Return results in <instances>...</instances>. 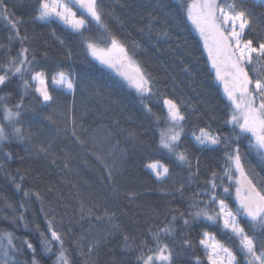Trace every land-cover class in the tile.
<instances>
[{"label": "trees", "instance_id": "1", "mask_svg": "<svg viewBox=\"0 0 264 264\" xmlns=\"http://www.w3.org/2000/svg\"><path fill=\"white\" fill-rule=\"evenodd\" d=\"M4 3L10 10V18L22 21L17 26L20 35L28 37L24 46L36 52V70H45L49 77L56 71L70 70L76 89L74 94L60 90L49 79L55 103L44 106L37 93L24 91L19 75L12 77L7 87L0 88V96L5 97L3 103L10 107L23 97L24 110L17 126L31 137L20 140L9 135V140L0 144V230L26 237L36 248L39 264H56L58 256V244H53L52 252L48 253L40 244V232L48 234V220L64 234L70 264H138L141 242L154 248L150 233L158 232L176 215L174 232L167 237L161 235L162 241L174 249L173 264H198V261L209 264L199 244L204 231L214 233L218 241L233 251L240 264H245V257L237 248L238 241L209 222L191 220L187 215L194 210L191 207L194 199H207L196 194L207 187L205 181L211 173L223 175L226 166L224 147L201 148L191 138V132L210 125L222 136L233 135L232 126L224 123L230 118V103L200 37L186 16L188 0H103L110 13L104 17L108 32L92 22L90 31L85 33L99 48L110 47L107 36L109 32L115 35L132 61L122 71L133 76L129 68L139 67L159 81V90L153 89L156 95L143 98L120 72L99 64L79 35L59 21H36L35 0H4ZM243 6L252 14L254 32L249 35L253 39L264 38V2L243 0ZM149 13L156 17L155 21L150 22ZM165 31L167 37L161 35ZM10 35L12 29L0 18V45L4 46L0 47V64H6L8 57L16 56L22 47L19 40L10 41ZM24 78L30 79L28 75ZM162 98L185 102L181 150L192 161L191 168L160 146V129L167 126ZM142 99L152 112L145 109ZM72 119L77 124V135L87 141L85 145L70 135ZM0 123L11 133V127L3 120L2 108ZM241 153L249 179L264 193V156L248 146L247 139L241 143ZM154 161L169 168L167 179L157 180L147 167ZM105 165L114 173L112 181ZM16 184L21 188L17 189ZM181 185L183 189L179 190ZM223 185L232 190V195H221L220 188L217 194L235 211V186L227 178ZM25 191L30 194L25 196ZM129 193L135 199H130ZM179 212L190 219L189 225L183 224ZM21 214L27 228L18 219L14 221ZM239 219L250 236L256 231L258 238L264 239V233L254 230L247 218ZM124 236L130 238L127 243L134 245L132 250L125 247ZM185 239L191 241L192 247L184 245ZM96 241L99 244L89 253L88 248ZM13 242L20 251H10L9 255L17 264H32L31 249L19 241ZM77 242L84 255H80Z\"/></svg>", "mask_w": 264, "mask_h": 264}, {"label": "snow or ice", "instance_id": "2", "mask_svg": "<svg viewBox=\"0 0 264 264\" xmlns=\"http://www.w3.org/2000/svg\"><path fill=\"white\" fill-rule=\"evenodd\" d=\"M35 11L34 19L36 21L44 23L59 21L70 31L79 35L90 54L125 76L142 98L156 95L153 89L159 90V81L152 77L151 73L141 71L139 67H137L134 77L121 71L126 63L131 64L132 61L127 49L115 35L109 32L107 42L110 47L108 48H99L96 43L92 42V37L85 36V33L90 31L92 22L108 32L104 17L110 13L106 10L103 0H35ZM77 12L80 13L79 16ZM185 13L203 38L204 47L216 70V77L223 83L224 91L231 102L230 118L224 123L231 125L233 130L232 136H222L212 130L209 125L196 127L191 132V138L201 148L210 150L213 146L224 147L226 149L224 153L226 166L223 175H218L216 172L211 173L209 179L205 181L207 187L201 193L196 194L207 196V199H194L191 205L194 210L187 215L191 220L203 219L209 222L210 226L218 227L230 239L234 238L238 241L237 248L244 255L245 264H264V239L258 238L256 231H253V235L250 236L241 226L239 219L247 218L254 230L264 233V193L257 189L252 179H249L245 171L246 160L241 153V143L245 139L248 141V146L257 145L260 149H264V38L253 39L249 35L254 32L252 14L243 6V0L239 3L236 0H232V2L229 0H191L186 4ZM0 18L7 21L12 29L13 35L9 36V40L17 39L22 45L16 56H9L6 64H0V88L7 87L12 77L19 75L23 81L24 91L32 90L37 93L41 105L47 106L55 103V98L48 87L49 79L60 90L67 89L74 94L76 83L70 70L56 71L50 77L45 70H36L34 67L38 63L36 52L24 46L28 37L21 36L17 26L22 21L10 18V10L4 0H0ZM149 20L150 22L155 21L156 17L149 13ZM161 35L167 37L168 33L165 31ZM61 43H63L62 40ZM0 47L4 46L0 45ZM114 54L117 55L114 56ZM44 55L46 56L47 53ZM25 75H28L30 79H25ZM4 100L5 97L0 96L3 120L11 127V133L6 131L4 123H0V144L8 141L9 135L20 140L31 139L30 136H26L22 127L17 126L20 124L21 114L24 110L23 97L11 107L3 103ZM142 103L148 112H152L151 106L143 99ZM162 104L166 106L168 126L160 129V146L173 155L176 160L191 168L192 161L186 151L181 150V135L184 132L182 122L186 120L182 110L185 108V102L180 100L178 103L177 99L162 98ZM69 111L71 112V109ZM157 120H159V116H157ZM69 131L72 138L79 144L87 143L77 135L75 119L71 120ZM40 150L46 151L43 148ZM6 156L10 157L11 153H6ZM147 167L152 170L157 180L163 181L169 176V168L160 161H154ZM105 171L108 179L112 181L114 177L112 169L105 165ZM225 178L235 186V211L226 202V199L221 198V195L225 197L232 195V190L223 185ZM13 179L15 180V177ZM20 179L23 180L24 177L21 176ZM217 180H220L221 183L217 184ZM16 188L20 189L21 185L16 184ZM218 188L222 189L221 195L217 194ZM182 189L183 185L179 190ZM29 194L28 191L24 192L25 196ZM35 195L40 198L39 193H35ZM128 195L130 199H135L134 194L129 193ZM201 204L203 207L200 206ZM179 217L184 225H189L190 219L185 218V213L179 212ZM15 219L22 222L23 227H28L23 214L14 218V221ZM176 219L177 216L173 215L171 221L158 232L150 233L155 243L154 248H147L146 242H141L140 255L136 257L138 264H154V261H159L160 264H173L174 249L162 241L161 235L167 237L174 232L173 222ZM36 227L39 228L38 225ZM47 228V235L40 232V244L43 251L52 252L53 244H58L56 264H70L69 256L66 254L68 250L64 246V234L55 230L52 220L47 221ZM201 235L202 239L199 240V244L205 249L211 264H240L233 251L218 241L214 233L204 231ZM129 239L128 236H124L125 247L132 250L134 245L127 243ZM14 240L31 249L32 264H39L35 258L36 248L26 237H16L13 232L2 230H0V264H17L15 259L9 255L10 251H20L17 244L13 242ZM98 244L99 241H96L88 248V252L91 253ZM184 245L192 247L191 241L187 239L184 240ZM77 247L80 248V255H84L83 247L79 242H77Z\"/></svg>", "mask_w": 264, "mask_h": 264}, {"label": "rangeland", "instance_id": "3", "mask_svg": "<svg viewBox=\"0 0 264 264\" xmlns=\"http://www.w3.org/2000/svg\"><path fill=\"white\" fill-rule=\"evenodd\" d=\"M259 1H262V2H264V0H259ZM191 2V0H188V3H190ZM191 21V20H190ZM191 23H192V21H191ZM192 25L194 26V28H195V30H196V32H197V34H198V36L200 37V39H201V41H202V44H203V47H204V41H203V38L200 36V33H199V31L196 29V27H195V25L192 23ZM204 50H205V52H206V54H207V56H208V59H209V62H210V64H211V67L213 68V70H214V73H215V76H216V70H215V68L213 67V65H212V62H211V59L209 58V55H208V51H207V49L204 47ZM115 55H117V54H114V56ZM92 56V55H91ZM93 57V56H92ZM99 64H101L103 67H105V68H107V69H109V70H111V71H113V72H115V73H119L115 68H113V67H110L109 65H107V64H105V63H102L101 61H99L98 59H96L95 57H93ZM121 71H122V69H121ZM217 78V77H216ZM217 80L220 82V84H221V86H222V89H223V91H224V85H223V83L217 78ZM55 87H57L56 85H54ZM64 91H66V92H70V91H68L67 89H64ZM72 93V92H71ZM224 94H225V96H226V98H227V95H226V93H225V91H224ZM227 100H228V98H227ZM229 101V100H228ZM229 103H231L230 101H229ZM168 126V125H167ZM252 148L257 152V153H260L261 155H263L264 156V149H260L259 148V146H257V145H253L252 146ZM151 170V169H150ZM152 171V170H151ZM154 174V173H153ZM234 211V210H233ZM203 247V246H202ZM204 249V248H203ZM204 251H205V249H204ZM206 253V252H205ZM207 256V255H206ZM208 259V258H207ZM209 261V260H208ZM209 264H211V262L209 261Z\"/></svg>", "mask_w": 264, "mask_h": 264}, {"label": "water", "instance_id": "4", "mask_svg": "<svg viewBox=\"0 0 264 264\" xmlns=\"http://www.w3.org/2000/svg\"><path fill=\"white\" fill-rule=\"evenodd\" d=\"M130 74L133 75V77L136 75V69L129 68Z\"/></svg>", "mask_w": 264, "mask_h": 264}]
</instances>
